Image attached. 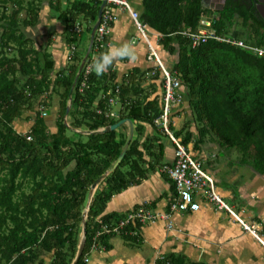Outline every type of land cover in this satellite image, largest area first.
I'll list each match as a JSON object with an SVG mask.
<instances>
[{
    "label": "trees",
    "instance_id": "16d2710c",
    "mask_svg": "<svg viewBox=\"0 0 264 264\" xmlns=\"http://www.w3.org/2000/svg\"><path fill=\"white\" fill-rule=\"evenodd\" d=\"M43 1L0 0V264H70L83 239L75 263L80 264L89 256L98 221L120 218L100 216L107 201L153 172L162 156V144L157 141L169 139L153 123L161 112V101L142 86L150 69H129L119 82L110 68L99 77L85 73L93 57L106 50L105 44L92 41L72 89L88 44L81 51L73 49L71 59L52 73L50 53L45 45L35 46L30 36ZM201 1L140 0L138 20L157 32L158 43L176 55L169 70L187 98L189 120L177 130L168 123V130L185 147L192 142L193 147L213 143L221 152L234 149L240 165L264 174V54L212 39L192 47L179 31L195 27L209 11ZM100 3L47 0L50 14L63 25L66 49L77 46L80 35H89ZM210 15L218 36H233L237 31L243 43L264 49V20L253 5L225 0L222 9ZM103 39L105 43L106 35ZM150 76L156 78L158 72ZM52 96L57 98V116L54 131H49L44 116ZM108 98L119 105L112 116L107 114L113 111ZM24 112H31L26 116L30 125L20 132L12 121ZM127 119L134 124L130 139L126 122L104 130ZM142 123L161 133L140 141ZM125 142L118 164L95 185L82 235L81 216L90 185L112 167ZM113 235L99 236L97 244L107 247L106 239ZM153 264L195 263L168 254Z\"/></svg>",
    "mask_w": 264,
    "mask_h": 264
},
{
    "label": "crops",
    "instance_id": "0c3cea01",
    "mask_svg": "<svg viewBox=\"0 0 264 264\" xmlns=\"http://www.w3.org/2000/svg\"><path fill=\"white\" fill-rule=\"evenodd\" d=\"M127 1L132 9L141 11L140 0ZM106 5L112 10L115 19L105 34L106 41L104 43L103 39V45L105 44L107 49L111 44L128 42L135 46L138 53V61L135 64L125 60L110 67L115 71V81L119 82L123 75L134 67L140 70H153L155 63L148 58L147 46L136 33L128 14L117 6ZM206 9L212 14V9ZM62 30L63 25L50 14L47 0H44L39 10V21L30 36L35 46L45 45V49L50 53L53 61L52 73L65 65L66 43ZM145 33L163 66L171 68L176 55L169 54L158 43L160 35L157 32L146 26ZM234 33L233 36L240 39V33L237 31ZM80 38L75 46L76 51H81L88 44L89 35L83 34ZM155 71L158 72L157 69ZM161 83L159 75L156 78L147 75L142 86L150 92V97L156 96L161 101L162 108ZM181 90L184 91L183 87ZM186 99L183 92L182 101L169 112L168 123L173 130H177L190 118ZM30 115L31 112H25V115L21 116L23 121L19 119L15 121L17 131L27 130L30 120L26 116ZM131 124L133 135L134 124L132 122ZM141 127L143 132L140 141L147 135L161 133V130L152 129L145 123H142ZM188 129L192 134L195 133L192 124L188 125ZM157 142L162 144V156L156 163L155 170L138 184L130 185L113 195L100 216L110 214L121 217L140 204H146L156 211L166 210L175 189L167 175L159 171V166L163 163H172L174 146L167 137H161ZM215 147L213 143H204L198 147H193L192 142L186 145L203 170L212 177L222 200L228 203L247 225L253 226L260 241L243 229L227 212L215 209L210 203L200 199V196H196L199 208L195 211L172 212L168 219L169 226L163 220L143 224L131 223L132 227L127 228L124 235L108 236L107 247L94 250L87 264H153L156 258L168 254L180 255L184 260L195 264H264V245L261 243V241L264 243V174H258L249 167L240 165L237 162L238 154L233 155L229 151L217 153L219 150L215 152Z\"/></svg>",
    "mask_w": 264,
    "mask_h": 264
},
{
    "label": "built area",
    "instance_id": "2783aa9c",
    "mask_svg": "<svg viewBox=\"0 0 264 264\" xmlns=\"http://www.w3.org/2000/svg\"><path fill=\"white\" fill-rule=\"evenodd\" d=\"M105 6L103 7L98 24L93 32V41L101 46L103 44L104 35L108 33L111 22L115 19L112 10L107 7L106 4H111L123 9L132 20L136 33L141 37L147 46V56L152 59L155 66L152 71L145 72V76L153 74L155 69L158 70V75L161 78L162 86V108L160 114L153 119V123L159 125L160 128L169 137L174 146V159L172 163H163L159 167V171L166 174L167 177L173 182L175 194L167 204L165 211H156L153 208L148 207L146 204H140L135 208L125 212L123 216L111 221H98V229L94 232L93 238L89 246V252L102 248L97 244L96 239L102 235L108 234H120L125 233V227L131 223L143 224L146 222H152L154 220H163L167 222L169 226V216L172 212H184L195 211L199 208V200L196 196H200V199L210 203L215 209L224 210L232 216L237 222L240 223L243 229L250 232L256 239L260 241L257 234L254 231L253 226L247 225L240 216L235 213L232 207L226 203L219 196L216 191L214 181L209 174H207L200 163L192 156V154L181 144L176 138H174L171 132L168 130V115L172 107L179 104L183 98L182 86L179 79L173 76L171 71L163 66L161 59L158 57L154 47L150 44L148 37L145 33L146 25L138 20V12L130 6L127 0H104ZM211 16V15H210ZM79 27L75 26V31L78 32ZM179 34L188 39L191 46L197 45L200 42L206 40H218L230 45L250 50L256 55L264 54V49L255 47L253 45H246L241 39L233 36H218L211 27V19L209 16L204 15L199 18L198 23L193 28H183L179 31ZM70 51L65 54V60H70L73 49H76L73 45L69 46ZM88 71V67L85 68V73ZM83 82H81V86ZM117 89H115V92ZM108 103L114 104L115 101L112 98H108ZM40 110L41 106L38 107ZM107 114L112 116L114 111H108ZM29 139V136H26ZM264 245V243L261 241ZM162 258V256H159ZM88 256L83 257V261L80 264H87Z\"/></svg>",
    "mask_w": 264,
    "mask_h": 264
},
{
    "label": "water",
    "instance_id": "95a60500",
    "mask_svg": "<svg viewBox=\"0 0 264 264\" xmlns=\"http://www.w3.org/2000/svg\"><path fill=\"white\" fill-rule=\"evenodd\" d=\"M223 1L224 0H202L201 1V4L205 7V8H209V9H212L216 12L220 11L222 9V6H223ZM253 2L255 3L254 4V8H255V11L257 13V15L262 18L264 20V0H253ZM105 6V1L104 0H101V3L99 5V8H98V11H97V15H96V20L89 32V39H88V45H87V48H86V51H85V54L83 55L80 63H79V66H78V70H77V73L75 74L74 78H73V81L71 83V89L72 87L74 86L75 82H76V78H77V75L84 63V60L89 52V48H90V45L92 43V38H93V32L98 24V20L100 18V14H101V11L103 9V7ZM71 93V90L69 92V94ZM69 109V102L68 104L66 105L65 107V114L67 112V110ZM65 116V115H64ZM64 122H65V119H64ZM122 122H126L128 124V139L131 138V135H132V124H131V121L129 119H127L126 121H123V120H119L118 122L112 124V125H109L107 127L104 128V130H109V129H113L114 127L118 126L119 124H121ZM101 131V130H99ZM127 147V142L124 143V145L122 146L121 148V151L119 152L117 158H116V161L114 162V164L112 165V167L110 169H108L107 171L104 172V174H102L98 179H96L91 185H90V189H89V195H88V200L86 202V206H85V209L82 213V216H81V234L83 235L84 234V218H85V211H86V208H87V205L89 203V200H90V197L92 195V192L95 188V185L96 183L98 182V180L100 178H102L105 174H107L108 172H110L111 170H113L115 168V166L118 164V162L120 161V159L122 158L124 152H125V149ZM83 239H81L78 243V246H77V249H76V252H75V256L73 258V260L71 261L70 264H75L76 263V260L78 259V257L81 255V252H82V249H83Z\"/></svg>",
    "mask_w": 264,
    "mask_h": 264
},
{
    "label": "clouds",
    "instance_id": "9594fccd",
    "mask_svg": "<svg viewBox=\"0 0 264 264\" xmlns=\"http://www.w3.org/2000/svg\"><path fill=\"white\" fill-rule=\"evenodd\" d=\"M125 60L130 64H135L138 61L135 46L128 42L111 44L105 51L93 57L88 71L90 73L94 72L99 77L108 72L113 64Z\"/></svg>",
    "mask_w": 264,
    "mask_h": 264
},
{
    "label": "rangeland",
    "instance_id": "374dc122",
    "mask_svg": "<svg viewBox=\"0 0 264 264\" xmlns=\"http://www.w3.org/2000/svg\"><path fill=\"white\" fill-rule=\"evenodd\" d=\"M206 14L207 15H210V12H207ZM31 32H32L31 34H33V30ZM230 33H232V32L230 31ZM229 35H231V34H229ZM105 48H106V46H105ZM66 51L69 52L70 49L68 48V49H66ZM87 67L89 69L90 63L85 68H87ZM117 105L118 104L116 102L114 104H111L112 108L114 106H116V108H117ZM116 108H113V111L116 110ZM24 115H25V112L22 113V116H24ZM56 116H57V98H56V96H52V100L49 102V105H48V108H47V113L44 116L45 124H46V126H47V128H48L49 131H54V129H55L54 128V120H55ZM18 119L20 121H23L24 120L23 117H20V118L19 117H16L15 120L13 121V123H12V125H13L14 128H16V122L15 121H17ZM217 149H218V147L216 146L214 148V151L216 152ZM219 152H221V150H219L217 153H219ZM229 153H232L233 155H237L238 154L234 149L229 150ZM94 252L95 251L89 252L88 261H90V258L93 256V253ZM47 257H48V255L45 256V260H47Z\"/></svg>",
    "mask_w": 264,
    "mask_h": 264
},
{
    "label": "flooded vegetation",
    "instance_id": "af4514ba",
    "mask_svg": "<svg viewBox=\"0 0 264 264\" xmlns=\"http://www.w3.org/2000/svg\"><path fill=\"white\" fill-rule=\"evenodd\" d=\"M225 1V0H224ZM224 1H223V3H224ZM236 1H240L241 3H248V4H250V5H253V7H255L254 6V2H253V0H236ZM222 3V4H223ZM223 7V6H222ZM254 11H255V8H254ZM256 12V11H255ZM215 13H217L216 11H214L213 10V12H212V15H214Z\"/></svg>",
    "mask_w": 264,
    "mask_h": 264
}]
</instances>
